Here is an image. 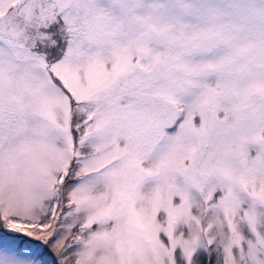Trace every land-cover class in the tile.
Instances as JSON below:
<instances>
[{
  "label": "snow or ice",
  "instance_id": "6c2138e0",
  "mask_svg": "<svg viewBox=\"0 0 264 264\" xmlns=\"http://www.w3.org/2000/svg\"><path fill=\"white\" fill-rule=\"evenodd\" d=\"M0 264H264V0H0Z\"/></svg>",
  "mask_w": 264,
  "mask_h": 264
}]
</instances>
